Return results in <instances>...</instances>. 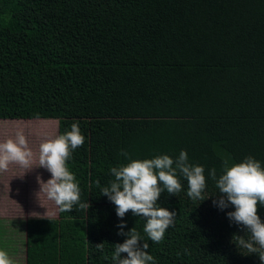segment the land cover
<instances>
[{
    "label": "trees",
    "instance_id": "1",
    "mask_svg": "<svg viewBox=\"0 0 264 264\" xmlns=\"http://www.w3.org/2000/svg\"><path fill=\"white\" fill-rule=\"evenodd\" d=\"M0 119H55L58 135L77 123L85 137L66 166L90 207L28 218L25 264H113L126 237L101 194L110 169L181 150L211 196L193 201L178 174V196L156 205L177 214L163 241L131 210L124 231L154 264H261L233 242L250 233L229 220L234 205L213 204L209 170L249 156L264 168V0H0Z\"/></svg>",
    "mask_w": 264,
    "mask_h": 264
},
{
    "label": "clouds",
    "instance_id": "2",
    "mask_svg": "<svg viewBox=\"0 0 264 264\" xmlns=\"http://www.w3.org/2000/svg\"><path fill=\"white\" fill-rule=\"evenodd\" d=\"M85 137L81 134L77 123L71 125V130L64 134L47 138L39 145L38 156L29 147L23 130H18L15 138L0 142V172L7 171L10 164L18 165L26 171L34 166L48 169L51 178L46 182L40 181L37 197L41 200L53 201L60 212H70L74 206L76 210H87L89 203L80 201V188L75 181L74 174L66 166L71 151L83 146ZM129 158L126 151L121 152ZM202 165L188 162V155L181 150L173 159L168 155H159L151 159L130 160L127 164L110 169L114 177L109 186L101 189V194L116 205V214L121 218L118 225V235L126 239L123 243L114 244L111 256L113 264H154V257L147 251L149 244L143 240L135 227L124 231L126 222L122 219L131 210L133 215L144 217L146 223L144 233L153 243L163 241L166 229L174 224L175 211L164 207H157V201L162 192L177 195L182 190L178 179L182 176L188 184L187 195L193 201H203L205 196L206 179ZM209 177L215 181L218 189V199L213 204L223 210L229 204L235 206L227 216L230 221L242 225L248 239L240 235H233V242L238 249H245L247 254H257L264 264V222L257 214L258 202L264 206V168L253 157H246L243 161L229 166L224 161V172L217 178L216 170H209ZM43 205V204H42ZM56 213L47 212L45 216L51 220ZM96 248L103 251L104 244H96ZM126 254V255H122ZM107 258V257H106ZM0 264H12L5 251H0Z\"/></svg>",
    "mask_w": 264,
    "mask_h": 264
},
{
    "label": "rangeland",
    "instance_id": "3",
    "mask_svg": "<svg viewBox=\"0 0 264 264\" xmlns=\"http://www.w3.org/2000/svg\"><path fill=\"white\" fill-rule=\"evenodd\" d=\"M21 129L37 156L45 139L58 136L55 119H0V142L14 139ZM50 178V171L41 166L26 171L10 164L7 171L0 172V251L7 253L12 264H25L26 220L46 217L47 209L55 217L58 214L53 201L42 198V205L37 197L40 181Z\"/></svg>",
    "mask_w": 264,
    "mask_h": 264
}]
</instances>
